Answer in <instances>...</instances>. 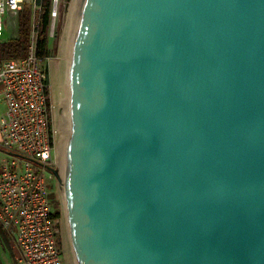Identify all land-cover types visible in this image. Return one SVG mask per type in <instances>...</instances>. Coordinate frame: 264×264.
Segmentation results:
<instances>
[{
  "label": "water",
  "instance_id": "obj_1",
  "mask_svg": "<svg viewBox=\"0 0 264 264\" xmlns=\"http://www.w3.org/2000/svg\"><path fill=\"white\" fill-rule=\"evenodd\" d=\"M69 40L74 264H264V0H77Z\"/></svg>",
  "mask_w": 264,
  "mask_h": 264
},
{
  "label": "built area",
  "instance_id": "obj_2",
  "mask_svg": "<svg viewBox=\"0 0 264 264\" xmlns=\"http://www.w3.org/2000/svg\"><path fill=\"white\" fill-rule=\"evenodd\" d=\"M63 2L51 0L49 38L57 35ZM26 8L32 27L27 54L0 58V101L6 106L0 132L7 154L0 159V224L20 250L18 264H65L50 199L51 180L57 178L52 168L60 164L61 121L52 97L53 57L39 53L44 0H0V41L18 36ZM11 28L16 33L4 38Z\"/></svg>",
  "mask_w": 264,
  "mask_h": 264
},
{
  "label": "rangeland",
  "instance_id": "obj_3",
  "mask_svg": "<svg viewBox=\"0 0 264 264\" xmlns=\"http://www.w3.org/2000/svg\"><path fill=\"white\" fill-rule=\"evenodd\" d=\"M71 2H72V0H70L69 2H68V0H64L63 5H62L63 13H62L60 21L57 24V26H58L57 27V35L55 36L54 39L48 37L49 48H50L49 55L51 57H53L51 60L52 67L60 64L64 58V55L62 56V54H60L61 53V46L60 45H62L61 41H62L63 30L65 27L66 17L69 13L68 8H69ZM66 4H68V5L65 6ZM15 33H16V29L11 28L4 35V38L8 37V36H13ZM60 107H59V110H60ZM60 116H61V114H60ZM60 161H61V159H60ZM61 168H60V164H59L58 169L60 170ZM62 180H64V178H62ZM51 184H52V187H51L50 199H51V203H52V210H53V212L55 210H58L61 213L59 216V223H58L60 247H61V250L63 252L65 264H74L73 256L71 255L70 246H69V243L71 241H70V235H69V227L67 225V214L64 212L65 202H64V198H63L64 195H63L62 184L57 178H52Z\"/></svg>",
  "mask_w": 264,
  "mask_h": 264
},
{
  "label": "trees",
  "instance_id": "obj_4",
  "mask_svg": "<svg viewBox=\"0 0 264 264\" xmlns=\"http://www.w3.org/2000/svg\"><path fill=\"white\" fill-rule=\"evenodd\" d=\"M51 0H44L42 29L40 32V54L49 55L48 29L50 21ZM18 36L16 38H5L0 41V58H19L27 54L29 38L31 34V12L28 8L20 12L18 22ZM55 216L59 217L60 212L55 210Z\"/></svg>",
  "mask_w": 264,
  "mask_h": 264
},
{
  "label": "bare ground",
  "instance_id": "obj_5",
  "mask_svg": "<svg viewBox=\"0 0 264 264\" xmlns=\"http://www.w3.org/2000/svg\"><path fill=\"white\" fill-rule=\"evenodd\" d=\"M77 0H72L69 6V13H68V19H67V27L65 30V35L62 38V45H61V53L62 56L64 55L63 61L52 67L51 65V84H52V97L54 98V106H55V112L57 114L58 119L62 122V116H60L59 107L60 106H66L70 108V97H69V85L67 83V73H68V50H69V35L71 30V20L73 16V6L75 5V2ZM61 117V118H60ZM60 155V170H61V177L64 178V170L62 165V155H61V146L59 150ZM70 246V252L72 255V248H71V242L69 243Z\"/></svg>",
  "mask_w": 264,
  "mask_h": 264
},
{
  "label": "crops",
  "instance_id": "obj_6",
  "mask_svg": "<svg viewBox=\"0 0 264 264\" xmlns=\"http://www.w3.org/2000/svg\"><path fill=\"white\" fill-rule=\"evenodd\" d=\"M6 110L5 104L0 101V118L4 116ZM7 154L3 150L0 132V159L6 158ZM20 250L13 242L10 233L0 224V264H18Z\"/></svg>",
  "mask_w": 264,
  "mask_h": 264
}]
</instances>
